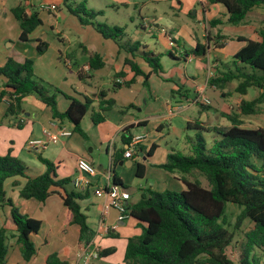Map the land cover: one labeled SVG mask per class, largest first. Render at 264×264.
Returning <instances> with one entry per match:
<instances>
[{
  "label": "trees",
  "instance_id": "1",
  "mask_svg": "<svg viewBox=\"0 0 264 264\" xmlns=\"http://www.w3.org/2000/svg\"><path fill=\"white\" fill-rule=\"evenodd\" d=\"M206 1L222 5L228 15L226 22L230 25L243 23L249 11L256 6H264V0ZM62 4L82 25H91L102 37L114 40L121 47L123 45L130 53L131 56L125 59L124 64L133 72V77L118 82L117 78L124 76L125 72L121 70L115 73L112 89L122 85L130 86L137 75H142L146 81L150 74L160 75L163 72L160 56L145 48L138 55L150 70L144 72L141 69L133 59L141 44L130 41L123 43L121 39L126 36L124 27L97 22L96 18L103 15L102 10L88 8L85 1L62 0ZM11 13L19 24V40L28 42L29 35L42 24L38 12L28 13L24 4H17L11 8ZM218 22L220 21H212ZM218 37L228 39L221 34ZM236 38L245 44L232 55L230 65L221 62L219 74L210 77L208 83L219 90L222 96L225 95L222 89L232 81L237 82L235 91L239 94H246L249 88L259 90L256 98L242 100L239 105L242 114H253L257 112L258 104L264 101V35L260 40L243 36ZM44 45H38L39 53ZM217 45L222 47L221 44ZM206 52V44L197 40L190 53L204 56ZM167 54L174 58L171 51ZM88 64L95 70L103 67L104 62L99 54L94 53L89 55ZM78 73L81 79L91 76L84 75L81 71ZM0 75L5 77L4 90L0 96L8 97L3 115L8 124L13 125L9 122L12 119L17 128L23 127L16 117L21 114L22 100L26 96L34 95L49 108L53 119H65L75 129H80V122L91 104L89 98L84 102L72 98L68 107L60 111L57 108L55 92L34 79L31 58L17 62L8 57L0 66ZM114 104L113 99L101 101L99 110L92 113V121H102V111L108 110ZM228 120L229 124L226 125L192 126L196 131L191 138L192 153L173 151L167 154L166 162L161 167L166 171L182 174L184 190L156 191L147 187L140 190L136 202L125 204L128 216L142 225V233L128 238L123 264H260L255 249L264 252V128L242 127L237 116L229 115ZM204 133L211 135L208 140ZM38 158L45 170L29 176L30 168L12 154L11 148L0 154V203L10 207L8 220L15 230L16 243L25 261H29L36 252L31 234L39 231L41 222L20 212L19 202L22 200L35 199L44 202L57 189H61L63 205L67 209V223L78 226L79 241L88 242L92 237L87 216L79 203L85 194L66 190L65 185L70 182V178H58L57 166L40 155ZM141 169L142 165L138 164L137 175ZM194 171L206 178L209 187L203 186L199 179L190 180L184 176L191 175ZM17 176L25 177L26 181L19 189L18 200L13 202L6 196L4 182ZM113 182L116 183L114 174ZM227 202L235 203L240 208L234 230L246 219L251 222L241 253L233 259L227 254L233 231L222 223ZM7 231L5 227L0 228V264L6 263L9 238ZM107 252L106 249L102 250L100 255H106ZM45 264L70 262L61 259L57 253H52L46 258Z\"/></svg>",
  "mask_w": 264,
  "mask_h": 264
},
{
  "label": "crops",
  "instance_id": "2",
  "mask_svg": "<svg viewBox=\"0 0 264 264\" xmlns=\"http://www.w3.org/2000/svg\"><path fill=\"white\" fill-rule=\"evenodd\" d=\"M150 1L163 6V3L167 0ZM169 1L172 6L170 13L162 10L158 14L157 11L156 15L148 17V20L149 22L154 21L156 26L166 27L173 35L177 45L174 50L180 57L178 59L169 56L173 61L172 63H179L180 59L186 63L192 57H196L199 61L204 62V70L200 74L195 77L189 76L185 84L178 85L177 83L170 82V77L164 76L163 69L160 75L155 73L150 74L146 81L142 75H137L134 77V82L130 86L122 85L117 89L106 88L102 85L101 78L103 75L99 70H103L102 68L106 67L109 62H111L109 66H111L112 69L110 74L111 85H113L115 73L124 70L125 74L121 77L124 82L133 77V72L124 64L125 59L131 55L123 45L121 47L114 40L101 36L105 40H111L116 47L114 45L109 46L110 48L102 51L92 44L84 45V43L81 42L78 48L75 49H72L70 46H65L64 53L61 51L63 48L58 49L60 55L58 59L63 60L64 63L70 67V71L73 72L71 67L74 65L77 66V70L74 71V77L72 78L75 88L73 92L79 98H82L83 101H85L86 98H89L91 101L86 114L80 122V129H75L73 124L65 119H53L49 108L35 96L33 100V105L36 109L34 117L28 118L30 113L26 114V110L23 108V103L27 96L22 100V111L21 114L17 115L16 120L20 121L21 118L24 119L22 122L23 127L18 128L19 130L25 129L27 132V139L24 141V146L28 139L35 136L33 131L34 123L36 126H38V124L41 126V133L44 129L56 131L61 128H65L71 132L69 136L60 137L57 141L49 143L47 148L42 151V153H47L46 157L41 155V153L39 155L52 161L57 166L58 178H70V182L65 185L66 190H74L85 194L84 198L79 200V203L82 211L87 216V223L92 230V237L88 242L79 241L78 226L67 223V209L63 205V191L61 189H57V192L51 194L44 202H39L35 199L22 200L19 202L20 212L28 217L38 219L41 222L39 231L36 234H31V240L34 243L36 252L29 261H25L16 243L15 230L8 220L10 207L7 204L0 203V228L5 227L9 235L5 264H45L46 258L52 253H57L61 259L68 260L70 264H82L77 254L83 246H85L87 250L92 249L94 246H98L101 251L105 249L108 250L106 255H100L99 258L93 259L91 264H123L127 240L132 236L140 235L142 233V225L133 217L128 216V214L120 219L118 210L113 207H110L107 212L104 213L103 210L106 198L103 195H96L94 191L98 188H105L109 183L114 184L113 174L116 178L115 184L121 186L129 193V199L125 201V204L136 202L139 198L140 190L147 187H151L156 191L169 190L172 188H177L179 191L184 190L185 185L181 181L182 174L178 172H169L161 167V165L166 162L167 154L176 151V147L168 143L161 134L164 127L166 126L169 128L173 117L181 112L185 113L187 110L193 108L194 105L199 106V117L196 119L195 123H192L191 117L183 114L182 117H184L183 121L186 123V128L193 129L192 126L196 124H201L206 127L226 125L210 122L211 115L214 120L219 119L220 106H213V103L209 106L200 102V96H204L209 100H211L212 97H216L218 90L211 86L208 80L210 77L219 74L218 71L221 62L216 60L215 71H210L209 58L213 56L217 57L216 54L222 57L226 49V43L222 44L206 36V42L202 41V43L207 46L206 54L204 56H195L190 53L191 49L188 52H186L187 50L181 49L182 44H180V40H187L188 38L193 42L194 46L196 41H199L197 31L190 25L184 15L196 17L199 14L206 20L216 15L218 10H222V14L225 17L222 22H224L227 20V12L222 5L211 4L207 1L205 3H200L197 0ZM17 4H24L28 13L34 11L38 12L42 20V24L39 27L44 25V19L39 11H45L47 14L46 17L50 18L51 14L58 13L61 10V6H63L62 0H44L39 6H36L33 0H18L15 5ZM46 4L48 6H55V8H52L54 13L51 9L41 7ZM196 6L197 9L195 8ZM11 8L12 7L9 8L10 13ZM192 9H194L195 14L190 13ZM163 14H167L169 17L171 15L173 16L170 17L172 25H158ZM199 15L196 18L198 21L197 24L202 26L203 23L199 20ZM75 18L77 19V17ZM82 26H90L95 30L91 25ZM138 26L142 31L146 33L149 32L142 23H139ZM218 32L219 30H216V34ZM141 35V31L136 30L132 38L125 36L121 41L123 43L130 41L139 42L141 44L138 51L135 52L136 56L133 59L138 62L144 72H149L150 68L141 59L140 55H138V52H140L142 48L151 50L147 45L142 44ZM239 35L241 34L238 33L237 36ZM56 36L64 45L67 43L65 37L62 36V32L58 31ZM154 36L156 37V34H154ZM163 37L166 38L164 35ZM21 42V47L11 45L8 52L0 51V66L5 63L8 57L13 58L17 62H24L26 58L37 60V57L43 55L46 48L45 41L37 37L28 42ZM210 42H213L212 45ZM41 43L45 45L42 46V52L39 53L38 45ZM217 44H221L222 47H217ZM244 44L245 42L237 40V46L233 54ZM194 46L192 48H194ZM169 51L171 50L166 51L165 54ZM94 53L99 54L104 62L103 67L95 70L91 69L88 64L89 55ZM67 54H70V56ZM79 54L86 57L82 65L79 63ZM155 54L160 56L161 61L164 54ZM224 62L225 61H222V63ZM79 71L84 75L91 76L81 79L79 77ZM154 76L157 77V80L153 79ZM158 77H161L162 80ZM159 81L163 82L160 83ZM4 82L5 77L0 75V94L4 90ZM125 87L127 91L130 92H125ZM7 98V95L0 96V118L4 115L7 106ZM72 98L81 101L79 98L69 95L68 101L66 103H61L59 97L56 95L57 108L60 111H64ZM109 99H113L115 104L108 110L102 111V121L94 123L92 121V113L99 110L101 101ZM127 106L129 107L125 108ZM88 113L89 116L86 118ZM3 122L6 121L0 122V154H4L8 148H11L13 155H20L23 149L13 141V133H11L13 128H17L16 124L12 119L9 121L13 123L11 126H7V124H3ZM187 124H189L190 128L187 127ZM154 134H159V137H156ZM135 135H143L144 138L132 144L131 138ZM204 135L207 139L211 136L208 133H204ZM187 138L188 140L185 141L182 148V154L192 153V137ZM157 140H163L165 142L164 146H160ZM127 149H131V155L129 157H125L124 155ZM79 157L87 159L95 168L94 174L88 176L89 183L85 185L83 189H78L73 184V181L82 175L76 167V160ZM138 164L142 165V169L140 174L137 175L136 171ZM44 170L45 166L43 165V169L37 172V174ZM29 174L32 176L37 175H33L31 171L28 172V175ZM184 176L187 179H193L191 175ZM25 181V177L19 176L7 179L5 182L8 183L10 189L7 191L4 182L6 196L12 199L13 202H16L18 200L19 189ZM135 194H138V198L135 197ZM47 208L49 209L48 211H46ZM100 219L104 222V227L99 225ZM112 226H115V228H112ZM67 228L72 230H68ZM103 228H110L109 233H106ZM54 229L70 232L72 236L60 239L59 241L61 242L56 240L58 246L48 248L51 239H53L51 235L54 234ZM66 234L67 233H64V236H66ZM43 246H47V248L43 250ZM40 253H42L41 256H39Z\"/></svg>",
  "mask_w": 264,
  "mask_h": 264
},
{
  "label": "rangeland",
  "instance_id": "3",
  "mask_svg": "<svg viewBox=\"0 0 264 264\" xmlns=\"http://www.w3.org/2000/svg\"><path fill=\"white\" fill-rule=\"evenodd\" d=\"M18 0H4L0 1V51L8 52L11 45L21 47L22 42L19 40L20 28L18 22L12 17L9 8L13 7ZM36 6H39L40 3L44 0H33ZM78 2L85 1V4L88 8L93 10H102L103 15L98 16L96 18L99 23H106L111 25H118L124 27L126 36L128 38H132L136 33V30L141 31V42L144 45H147L151 50L155 53H163V57L161 59L162 66L164 69V76L170 77L171 81L177 83L178 85L185 84L187 81V77H195L200 74L204 70V62L199 61L196 57H192L186 63L180 59L179 63H172V59L165 54L166 51L171 50L174 58L179 59V54L172 48H170L168 40L163 37L162 34H158L157 29L164 26H156L154 21L149 22L148 17L155 16L157 11L158 14L160 11L164 10L168 13L172 10L171 2L167 0L164 5L161 6L155 2L150 0H76ZM145 2V3H144ZM44 6V5H43ZM46 6H48L46 4ZM171 6V7H170ZM174 6V5H173ZM55 8V6L53 7ZM197 9V6L195 7ZM36 9V8H35ZM49 9V8H46ZM50 9L53 11L52 7ZM44 10V9H42ZM175 10V9H174ZM190 13L192 14V11ZM40 15L43 17L44 25L36 28L30 35L29 39H42L45 41L46 48L44 50L43 55L38 56L37 60L33 59L34 62V79L41 82L44 86L48 87L51 92H55L57 97H59L60 102L66 103L68 101L69 95H72L75 98H79L73 91L74 83L72 82V78L74 77L73 73L77 70V66L74 65L71 67L73 72L70 71V67L64 63L63 60L59 58L58 49H62V53L65 52V46H70L72 49L78 48L79 43H84V45H94L99 50H105L110 48L109 46H113L111 40H105L101 37V35L93 30L90 26L85 27L82 26L78 19L68 13L65 7L61 6V10L58 13L51 14L50 18L46 17V12L39 11ZM223 11L218 10L216 15L211 18L203 19L199 14V20L204 24L202 26L197 24V17L194 16H185L190 23V25L197 31V35L200 42H206V36L214 39L217 42H221L222 44L226 43V49L224 51V55L222 57L219 54H216L217 57L213 56L209 58L210 71H215L216 62L217 61H225L227 64H231V57L233 55V51L236 48L237 42V34H241L239 36H243L245 38L252 39H261L264 35V6H256L251 11H249L244 19V22L239 25H230L226 21L222 22L225 19L223 16ZM162 14V13H161ZM45 16V17H44ZM217 16V17H216ZM54 17V18H52ZM170 17H173L172 15ZM170 17L167 14H163L158 25L170 26L172 25L170 22ZM218 20V23H212V21ZM139 23H142L145 28H147L148 33L142 31L138 26ZM166 28V27H164ZM167 29V28H166ZM169 31V29H167ZM216 30L219 32L216 34ZM62 32V36L65 37L66 44L64 45L60 42L56 36L57 32ZM153 34V35H152ZM156 34V37L154 36ZM226 36L228 38L225 40L223 37H218L219 35ZM263 34V35H262ZM152 35V36H151ZM174 38V37H173ZM213 40V41H214ZM214 41V42H215ZM226 41V42H225ZM213 42H210L212 45ZM180 44H182L181 49L187 50L188 52L192 49L193 42H191L188 38L187 40H180ZM176 45V42H175ZM115 46V45H114ZM116 47V46H115ZM68 50V49H66ZM185 55V54H184ZM80 58V65L85 62V58L82 55H78ZM212 56V55H211ZM62 57V56H61ZM182 58V56H181ZM64 59V58H63ZM205 60V59H204ZM217 60V61H216ZM111 64V62H109ZM106 65V67L102 68L103 70H99L102 73L103 77L101 78L102 85L106 88H112L110 74H111V66ZM215 66V67H213ZM157 77L154 76L153 79ZM161 79V77H158ZM162 80V79H161ZM160 83L163 81H159ZM155 83V81H154ZM237 85L236 81H232L228 83L222 91L225 95H221L218 90L216 93V97L211 98V102L209 106L213 103V106H220V116L218 120H214L211 115V123H222L229 124L228 116H237V118L242 122V127L256 128L263 127L264 128V101L259 103L257 106V112L253 114H242L239 110V105L242 100H252L256 98L260 91L254 88H249L246 94H239L235 91V87ZM56 90V91H55ZM125 92L127 88L125 87ZM60 93V94H58ZM220 94V95H219ZM81 102H84L82 98H79ZM34 95H29L25 98L23 103V108L26 110V113H30L28 118L34 117L35 106L33 105ZM199 106L194 105L193 108L187 110L185 113H180L171 119V125L169 128L166 126L161 134L165 137L168 143L175 146L176 152L183 153L182 148L185 144V141L188 140L187 137H194L195 130L186 128V123L183 121L182 115L186 114L190 116L192 123L196 122V119L199 117ZM89 113L86 118H88ZM1 121H6L3 117L0 118ZM169 123V122H168ZM3 124H10L3 122ZM11 126V125H10ZM13 133V141L20 146L23 150L21 154H17L16 156L22 160L27 166L30 167L31 173L37 174V172L43 169L42 162L37 157L40 153L44 157L47 156V153H42L43 150H39L35 152L33 150H28L26 148V143L24 146V141L27 139L26 130H19L18 128H13L11 131ZM155 133V132H153ZM156 137H159V134H154ZM158 135V136H157ZM159 139V138H157ZM208 140V139H207ZM28 141V140H27ZM160 146H164L163 140H157ZM25 147V149H24ZM19 155V156H18ZM31 175V174H29ZM32 176V175H31ZM193 179H199L203 186L209 187L208 181L206 178L201 175L198 171H194L191 174ZM5 188L9 191L10 186L7 182H5ZM172 191H179L177 188L169 189ZM164 191V190H163ZM135 197L138 198V194H135ZM49 209L47 208L46 211ZM240 212V208L232 202H227L223 217V225L227 227L230 231H233L232 242L227 248L228 256L233 259L237 254L241 253V249L245 243V235L251 227V222L246 219L242 222L238 229L234 230V224L236 222V218L238 213ZM68 230H72L67 228ZM64 233H67L64 236ZM53 239H51L50 246L48 248H53L58 246V242L56 240H60L62 238H69L72 236L70 232H65L62 230L54 229V234L51 235ZM61 242V241H59ZM45 246V245H44ZM43 246V247H44ZM47 248L44 247L43 250ZM13 250V249H12ZM40 253L39 256H41ZM255 255L259 257L260 264H264V252L255 249ZM68 257V256H67Z\"/></svg>",
  "mask_w": 264,
  "mask_h": 264
},
{
  "label": "built area",
  "instance_id": "4",
  "mask_svg": "<svg viewBox=\"0 0 264 264\" xmlns=\"http://www.w3.org/2000/svg\"><path fill=\"white\" fill-rule=\"evenodd\" d=\"M200 3H205L206 0H197ZM42 8H49L50 6L42 5ZM52 8L54 6H51ZM158 34L164 35L169 43L170 48L175 47V40L173 35L164 27L157 29ZM118 82H122L121 78H117ZM200 102L204 105H209L210 100L204 96H200ZM8 103V98H7ZM24 119L21 118L20 122H23ZM71 132L65 128L58 129L53 131L51 129L42 130L41 137H32L28 139L26 142V148L28 150H33L38 152L39 150L45 149L49 143L57 141L60 137L69 136ZM144 138L143 135H135L131 138V143H136L141 141ZM125 157H129L131 155V149L125 150ZM76 167L79 172L82 174L80 177L76 178L73 181V184L78 189H83L85 185L89 183L88 176H91L95 172L94 166L85 158L79 157L76 160ZM94 193L98 196L103 195L106 198V203L104 204L103 212H107L110 207L116 208L119 212V218L122 219L127 215V210L125 207V201L129 199V193L125 191L121 186L117 184H108L105 188H98L94 191ZM99 225L104 227V222L100 219ZM115 228V226H112ZM106 233H109L110 228H103ZM101 250L98 246H94L92 249L87 250L85 246L81 247L78 252V257L82 261V264H91L93 259H97L100 256Z\"/></svg>",
  "mask_w": 264,
  "mask_h": 264
},
{
  "label": "water",
  "instance_id": "5",
  "mask_svg": "<svg viewBox=\"0 0 264 264\" xmlns=\"http://www.w3.org/2000/svg\"><path fill=\"white\" fill-rule=\"evenodd\" d=\"M192 14H195V11L194 10L192 11ZM33 131H34V135L36 137H41L42 136L41 126L39 124H38V126H36L35 123H34V125H33Z\"/></svg>",
  "mask_w": 264,
  "mask_h": 264
}]
</instances>
